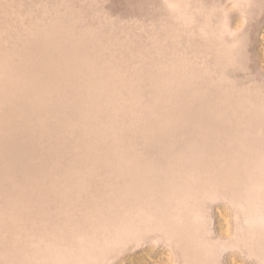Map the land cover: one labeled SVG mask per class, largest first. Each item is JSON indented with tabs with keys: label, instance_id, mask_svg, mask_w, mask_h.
Segmentation results:
<instances>
[{
	"label": "rangeland",
	"instance_id": "obj_1",
	"mask_svg": "<svg viewBox=\"0 0 264 264\" xmlns=\"http://www.w3.org/2000/svg\"><path fill=\"white\" fill-rule=\"evenodd\" d=\"M0 264H264V0H0Z\"/></svg>",
	"mask_w": 264,
	"mask_h": 264
}]
</instances>
